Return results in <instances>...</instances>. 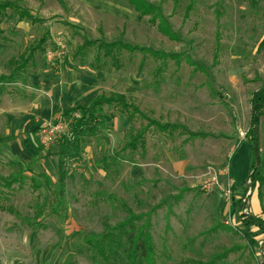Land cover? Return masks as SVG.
I'll list each match as a JSON object with an SVG mask.
<instances>
[{
  "label": "rangeland",
  "instance_id": "rangeland-1",
  "mask_svg": "<svg viewBox=\"0 0 264 264\" xmlns=\"http://www.w3.org/2000/svg\"><path fill=\"white\" fill-rule=\"evenodd\" d=\"M20 1L45 24L23 23L18 28L6 17L1 25L5 34L0 40V75L8 73L7 60L22 54L45 29L51 38L45 53L36 59L59 73L55 78L65 73V64L76 68L77 74L93 71V53L75 54L84 38H122L132 45L185 53L199 64L195 73L196 68L183 60L179 70L170 64L167 72L155 78L157 64L152 59L140 72L141 56L128 62L126 55L121 70H105L99 91L124 93L148 117L208 137L185 144V137L177 134L172 138L149 134L143 158L135 155L130 160L121 152L130 125L105 107L106 128L86 137L78 153L64 157V205L54 214L49 207L54 198L51 189L34 191L30 179L43 182V173L54 183L53 154L71 121L62 122V131L52 132L51 140L42 144L41 131L58 118L44 122L37 133L43 159L11 189L0 183V264H66L70 259L75 264H93L86 255L72 252L82 236L122 221L127 208L145 214L162 203L151 216L157 264L205 263L226 252L217 264H261L258 251L250 250L236 232L242 227L229 219L231 199L217 188L205 191L202 184L213 174L221 185L230 177V156L249 126L250 97L264 85V0H194L187 19L184 14L190 0H181L176 8L172 0H148L162 3L181 42L160 35L147 18L137 22L132 12L112 0L97 1L124 8L125 17L101 14L90 4L96 0ZM138 127L135 123L134 128ZM259 135L264 156V118ZM12 157L1 145L0 178L16 171L10 164Z\"/></svg>",
  "mask_w": 264,
  "mask_h": 264
},
{
  "label": "trees",
  "instance_id": "trees-1",
  "mask_svg": "<svg viewBox=\"0 0 264 264\" xmlns=\"http://www.w3.org/2000/svg\"><path fill=\"white\" fill-rule=\"evenodd\" d=\"M135 15L136 21L141 22L147 18L150 26L154 27L157 32L172 42H181L180 33L173 30L168 18L164 15L162 3H151L148 0H112ZM181 0H172L173 7L180 5ZM194 0H190L184 14L187 19L192 9ZM11 17L15 23L26 22L30 26H43L45 21L35 16L29 9L24 7L20 0L0 1V40L4 39V31L1 28L6 17ZM50 40L49 32L44 30L41 37L31 43L22 54L16 58H11L7 67L8 76L0 77V83H13L17 76L24 73L29 66L36 62V57L45 53L46 45ZM89 53L94 54L93 68L97 70H121L124 67L123 58L127 55L128 62L137 55L141 56L138 71H142L147 66L148 59H152L155 64L154 77L158 78L169 70L170 64H173L176 70H179L183 60L196 69L200 68L199 64L191 61L189 55L185 53H167L162 50H155L151 47L132 45L122 38L107 41L104 38L90 40L84 38L83 43L76 49V55L83 57ZM250 104V121L249 126L244 134V138L252 147V162L250 174L248 176L247 189L256 190L258 197L261 199V191L264 188V156L260 152L259 143V123L264 117V85L255 91L249 100ZM118 113L126 118L130 125V131L121 152L126 155L127 159H133L135 155L142 158L146 149L147 136L162 134L167 137L179 135L185 137L184 143L195 140H204L208 137L205 133H193L186 128L161 123L152 119L141 112L139 106L130 97L121 94L111 93L102 95L85 106H76L68 109L59 116L60 122L71 121L66 135L59 143V150L56 158V179L54 183L45 174L41 173L40 177L43 182L33 178L30 179L31 187L34 191H40L42 188L51 189L52 199L51 212L56 214L64 205L65 185L67 175L63 170V158L70 153H78L81 142L86 137L96 136L102 129L106 128L103 117V108ZM110 117H114L113 114ZM57 119V120H58ZM55 120L54 125L59 121ZM135 123H139L138 128H134ZM8 138L0 137V146L5 145ZM39 154V152H38ZM116 155L114 157H118ZM115 158L112 159L114 161ZM16 167V171L7 178H0V183L6 189H11L13 185L23 181L25 172H32L33 163H23L19 160H13L10 163ZM106 168V167H104ZM233 190V189H232ZM164 203L155 206L150 212L145 214H135L131 209H126V218L113 226L105 225L100 233H88L82 236L78 245L74 244V253L86 255L93 264H157L156 247L151 235V216ZM235 205V203H234ZM264 213V211H263ZM243 230H236L246 241L250 250H257L261 258V264H264V218L244 214L240 216ZM257 229L262 234V242L259 244L255 238L252 229ZM227 256V252L212 257L209 261L197 262L196 264H217ZM66 264H75L68 260Z\"/></svg>",
  "mask_w": 264,
  "mask_h": 264
},
{
  "label": "crops",
  "instance_id": "crops-1",
  "mask_svg": "<svg viewBox=\"0 0 264 264\" xmlns=\"http://www.w3.org/2000/svg\"><path fill=\"white\" fill-rule=\"evenodd\" d=\"M90 4L105 16L119 18L127 15L126 10L116 4L110 5V3L97 0L90 2ZM23 23L26 22H14V25L19 28ZM49 37L51 38L50 34ZM9 60H7L6 66ZM37 60L24 73L19 74L15 82L0 83V137L8 138L5 145L14 160L33 164L43 159L37 141V133L44 122H48L52 118H59L62 113L70 108L85 106L102 95L115 93L127 96L119 92L100 93V82L106 78V72L93 68V60L91 62V70L93 71H89V73L77 74L76 68L65 64L62 65L65 73L56 78L53 76H59V73L54 74L53 70H48L45 63L39 65ZM8 74L9 69L7 74L0 75V77L8 76ZM263 118L260 120L259 129ZM124 121L126 122L125 117ZM58 150L59 146L53 154L55 168ZM252 155V147L243 137L236 142L228 163V173L234 181L233 196L231 197L233 212L229 219L242 227V230L241 215L247 213L264 218V188L261 191V199L256 190L247 189ZM63 164L64 158L62 167ZM252 231L255 240L261 244L262 234L255 228Z\"/></svg>",
  "mask_w": 264,
  "mask_h": 264
},
{
  "label": "built area",
  "instance_id": "built-area-1",
  "mask_svg": "<svg viewBox=\"0 0 264 264\" xmlns=\"http://www.w3.org/2000/svg\"><path fill=\"white\" fill-rule=\"evenodd\" d=\"M63 123L58 122L57 124H53L51 127H48L43 129L41 131L42 133V144H45L46 141L51 140L50 137H52V132H59L60 130L62 131ZM60 135V139L66 135L63 132ZM218 176L216 174H213V177L210 180L204 181L202 184V188L205 189V191H209L211 188H217L219 191L223 192V194L226 197H229L231 199L232 197V189L234 187V181L229 177L227 178L226 182L224 185H221L218 180Z\"/></svg>",
  "mask_w": 264,
  "mask_h": 264
}]
</instances>
